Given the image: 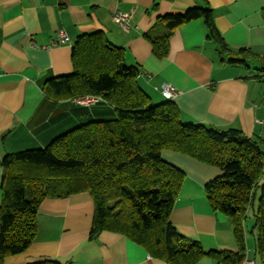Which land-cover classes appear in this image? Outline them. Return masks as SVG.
<instances>
[{"label": "crops", "instance_id": "obj_1", "mask_svg": "<svg viewBox=\"0 0 264 264\" xmlns=\"http://www.w3.org/2000/svg\"><path fill=\"white\" fill-rule=\"evenodd\" d=\"M194 6L212 9L231 50L243 48L255 56L229 62L206 36L203 21L195 19L174 29L166 56L156 58L143 34L162 30L155 25L159 16ZM263 6L264 0H0V180L4 154L43 148L81 123L113 116L105 102L84 105L76 97L53 98L42 90L46 80L72 71L77 36L95 31L124 50L126 64L139 67L137 84L152 102L168 101L162 84L175 87L172 101L183 122L233 127L264 139ZM116 10L131 14L128 31L112 21ZM60 33L68 39L53 44ZM161 157L185 174L169 217L176 231L206 251H236L229 218L212 210L204 191L220 169L171 150H163ZM93 211L88 192L45 198L37 210L33 242L4 264L43 259L61 264H170L120 233L104 230L91 239ZM247 215L245 256L262 264L255 250L253 211ZM195 264L220 263L204 256Z\"/></svg>", "mask_w": 264, "mask_h": 264}, {"label": "trees", "instance_id": "obj_2", "mask_svg": "<svg viewBox=\"0 0 264 264\" xmlns=\"http://www.w3.org/2000/svg\"><path fill=\"white\" fill-rule=\"evenodd\" d=\"M195 19L203 21L206 36L229 62L255 56L225 44L208 6L159 16L155 25L162 30L143 34L153 55L165 57L174 29ZM71 63L72 71L46 80L43 92L53 98L100 97L113 108V116L81 123L43 148L2 156L0 264L33 242L37 210L45 198L80 192L93 200L91 239L104 230L120 233L170 264H195L204 256L220 264H240L246 254L243 223L257 195L252 229L256 254L264 264V139L233 127L183 122L172 100L152 102L137 84L139 67L126 64L124 50L101 31L77 36ZM163 150L220 169L204 191L212 210L229 218L236 251H206L176 231L169 217L185 174L162 159ZM27 264L61 263L43 259Z\"/></svg>", "mask_w": 264, "mask_h": 264}, {"label": "built area", "instance_id": "obj_3", "mask_svg": "<svg viewBox=\"0 0 264 264\" xmlns=\"http://www.w3.org/2000/svg\"><path fill=\"white\" fill-rule=\"evenodd\" d=\"M130 13L128 12H122V11H114L112 13V21L122 27L124 31L129 30V24L128 20L130 18ZM68 38L64 33H60L57 40L53 42V44H58L65 42ZM161 93L168 99L172 100L177 95V90L175 87L171 84L164 83L161 85ZM100 100V97L92 96V95H86L83 97H77L76 102L79 104L88 105L90 103H94ZM261 104L264 106V97L261 101ZM240 264H257L253 259H250L248 256H245L243 261Z\"/></svg>", "mask_w": 264, "mask_h": 264}, {"label": "rangeland", "instance_id": "obj_4", "mask_svg": "<svg viewBox=\"0 0 264 264\" xmlns=\"http://www.w3.org/2000/svg\"><path fill=\"white\" fill-rule=\"evenodd\" d=\"M66 35V34H65ZM113 115V114H112ZM256 199H257V195H256V198L254 199L253 201V204L251 205V207L249 208L250 209V212L252 213V211L254 212L256 210ZM252 241V236L249 235L248 236V242H251Z\"/></svg>", "mask_w": 264, "mask_h": 264}]
</instances>
